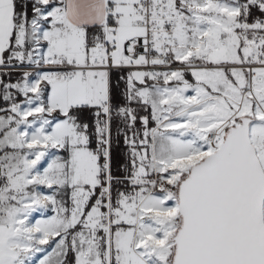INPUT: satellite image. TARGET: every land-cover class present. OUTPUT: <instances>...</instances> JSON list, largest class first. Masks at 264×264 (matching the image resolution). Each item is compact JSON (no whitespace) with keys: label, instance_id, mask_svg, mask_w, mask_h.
<instances>
[{"label":"snow or ice","instance_id":"snow-or-ice-1","mask_svg":"<svg viewBox=\"0 0 264 264\" xmlns=\"http://www.w3.org/2000/svg\"><path fill=\"white\" fill-rule=\"evenodd\" d=\"M0 264H264V0H0Z\"/></svg>","mask_w":264,"mask_h":264}]
</instances>
